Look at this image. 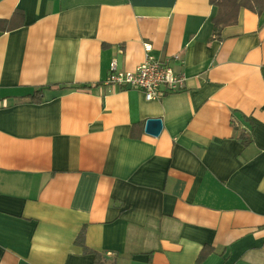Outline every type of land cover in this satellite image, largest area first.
I'll use <instances>...</instances> for the list:
<instances>
[{
	"label": "crops",
	"instance_id": "crops-1",
	"mask_svg": "<svg viewBox=\"0 0 264 264\" xmlns=\"http://www.w3.org/2000/svg\"><path fill=\"white\" fill-rule=\"evenodd\" d=\"M15 10L22 25L0 32V264H264V10L219 35L209 0H0V20ZM145 42L181 92L102 84Z\"/></svg>",
	"mask_w": 264,
	"mask_h": 264
},
{
	"label": "built area",
	"instance_id": "built-area-1",
	"mask_svg": "<svg viewBox=\"0 0 264 264\" xmlns=\"http://www.w3.org/2000/svg\"><path fill=\"white\" fill-rule=\"evenodd\" d=\"M145 59L133 70L120 71L115 61L110 63L109 74L103 85L110 88L137 90L146 101H157L165 95L181 92L185 88L186 77L177 73L168 61L160 62L151 55L152 45L143 43ZM173 59L177 60L178 55Z\"/></svg>",
	"mask_w": 264,
	"mask_h": 264
},
{
	"label": "trees",
	"instance_id": "trees-1",
	"mask_svg": "<svg viewBox=\"0 0 264 264\" xmlns=\"http://www.w3.org/2000/svg\"><path fill=\"white\" fill-rule=\"evenodd\" d=\"M209 3L216 7V15L212 18V33L214 35H219L222 28L226 26H231L236 24L237 15L241 8L250 10L255 14H261L264 10V0H209ZM16 18L21 19V22L18 24L15 23ZM23 14L19 10H15L8 20H0V32H7L14 30L22 25ZM80 88L86 89L87 86H78ZM45 87H41L33 90L30 94L24 96L32 103H39L43 98V91ZM240 139V138H239ZM241 139H244V136H241ZM75 244L82 248L84 254H91L94 256V259H97V253L88 249L84 243V229L78 233ZM210 253L208 247H204L199 255L198 261L203 260Z\"/></svg>",
	"mask_w": 264,
	"mask_h": 264
},
{
	"label": "water",
	"instance_id": "water-1",
	"mask_svg": "<svg viewBox=\"0 0 264 264\" xmlns=\"http://www.w3.org/2000/svg\"><path fill=\"white\" fill-rule=\"evenodd\" d=\"M162 130V121L159 118L147 119L144 132L151 136H158Z\"/></svg>",
	"mask_w": 264,
	"mask_h": 264
}]
</instances>
